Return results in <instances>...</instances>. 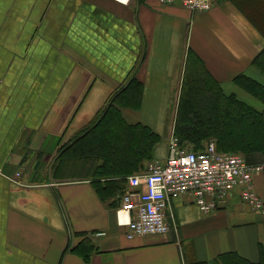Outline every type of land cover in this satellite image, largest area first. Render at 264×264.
I'll use <instances>...</instances> for the list:
<instances>
[{
	"label": "crops",
	"instance_id": "crops-1",
	"mask_svg": "<svg viewBox=\"0 0 264 264\" xmlns=\"http://www.w3.org/2000/svg\"><path fill=\"white\" fill-rule=\"evenodd\" d=\"M263 48L230 0L194 13L180 0H0V264H213L227 252L255 261L264 215L235 193L211 214L181 196L167 234L127 239L120 201L101 199L107 179L95 171L106 161L90 166L79 145L135 79L141 106L121 116L161 137L153 159L127 173L142 174L167 157L188 52L235 95L234 77L260 75L251 63ZM254 186L264 196V171Z\"/></svg>",
	"mask_w": 264,
	"mask_h": 264
},
{
	"label": "trees",
	"instance_id": "trees-1",
	"mask_svg": "<svg viewBox=\"0 0 264 264\" xmlns=\"http://www.w3.org/2000/svg\"><path fill=\"white\" fill-rule=\"evenodd\" d=\"M230 1L264 38V0ZM251 66L264 77V48ZM233 84L257 99L262 110L249 106L234 94H225L201 60L189 51L174 118V135L180 146L185 142L192 146L186 148L193 151L202 150L213 141L217 151L240 154L248 164L262 165L264 171V83L239 74L233 78ZM142 90L141 83L135 79L121 86L94 127L79 140V149L92 158L89 163L86 161L90 166L98 163V159L106 161L105 165L96 167L95 172L107 179L101 187V199L112 198L114 204L120 201L127 187V173L141 169L144 161L152 160L161 140L148 127L128 124L121 116V108H140ZM76 251L81 253L79 249ZM82 256L88 259L87 255ZM213 264H264V247L259 246L255 261L227 252L219 255Z\"/></svg>",
	"mask_w": 264,
	"mask_h": 264
},
{
	"label": "built area",
	"instance_id": "built-area-1",
	"mask_svg": "<svg viewBox=\"0 0 264 264\" xmlns=\"http://www.w3.org/2000/svg\"><path fill=\"white\" fill-rule=\"evenodd\" d=\"M180 2L194 13L209 11L215 0ZM262 172V165L248 164L240 154L217 151L213 141L193 151L180 148L172 137L164 162H153L142 174L126 178L127 187L116 210L117 223L127 228V239L167 234L173 200L188 196L200 212L211 214L226 206L233 193L250 210L264 215V200L254 186V176Z\"/></svg>",
	"mask_w": 264,
	"mask_h": 264
},
{
	"label": "rangeland",
	"instance_id": "rangeland-1",
	"mask_svg": "<svg viewBox=\"0 0 264 264\" xmlns=\"http://www.w3.org/2000/svg\"><path fill=\"white\" fill-rule=\"evenodd\" d=\"M262 7V6H261ZM255 77H256V79L259 81V82H261V83H264V77L263 76H261V75H255ZM235 90H236V93H235V95H236V97L238 98V99H240V100H242L243 102H245L246 104H248L249 106H252L253 108H255V109H257V110H262V108H263V106H262V104L259 102V101H257V100H255V99H253L250 95H248L247 93H245V92H243L242 90H240L239 88H237V87H235ZM227 91V90H226ZM175 105V104H174ZM176 108H177V105H176ZM173 121V122H172ZM170 123L172 126H174V120H171V117H169L168 119H167V123ZM171 126V127H172ZM173 132L171 133V135L169 136V142H170V139L172 138V137H174V138H176L175 137V135H174V128H173V130H172ZM176 140H177V138H176ZM177 144L179 145V147L181 148L182 147V149H187L186 147H192L191 145H189V144H187V143H185V142H183V143H181V144H184V145H181L180 146V144H179V142H178V140H177ZM189 145V146H188ZM257 191V190H256ZM258 193V192H257ZM262 197V199L264 200V196H261Z\"/></svg>",
	"mask_w": 264,
	"mask_h": 264
}]
</instances>
